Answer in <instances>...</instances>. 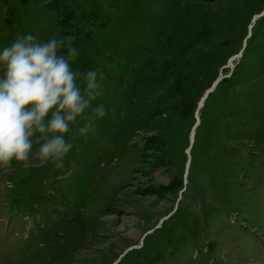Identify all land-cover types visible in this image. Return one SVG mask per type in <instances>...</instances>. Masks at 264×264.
<instances>
[{
    "label": "rangeland",
    "instance_id": "1",
    "mask_svg": "<svg viewBox=\"0 0 264 264\" xmlns=\"http://www.w3.org/2000/svg\"><path fill=\"white\" fill-rule=\"evenodd\" d=\"M29 33L75 36L108 114L0 169V264H264V0H0V50Z\"/></svg>",
    "mask_w": 264,
    "mask_h": 264
},
{
    "label": "clouds",
    "instance_id": "2",
    "mask_svg": "<svg viewBox=\"0 0 264 264\" xmlns=\"http://www.w3.org/2000/svg\"><path fill=\"white\" fill-rule=\"evenodd\" d=\"M75 39L53 35L39 41L29 33L0 50V169L26 164L33 156L62 168L73 148L66 139L71 126L84 117L78 131L86 138L108 114L99 105L85 116L102 94L103 71L74 70Z\"/></svg>",
    "mask_w": 264,
    "mask_h": 264
},
{
    "label": "bare ground",
    "instance_id": "3",
    "mask_svg": "<svg viewBox=\"0 0 264 264\" xmlns=\"http://www.w3.org/2000/svg\"><path fill=\"white\" fill-rule=\"evenodd\" d=\"M192 12H196V13H198L199 15H198V17H201V18H205V19H213L214 17L212 16V15H209L208 13H204V12H201V11H198V7L197 6H194L193 5V3L191 4V7L189 8ZM188 9V10H189ZM188 16V15H187ZM189 17V16H188ZM215 19H217V18H215ZM189 20H191V18L189 19ZM188 21V20H187ZM215 84V83H214ZM213 84V85H214ZM218 85V84H217ZM217 87V86H216ZM212 88V87H211ZM211 88H209V89H211ZM208 89V90H209ZM207 90V91H208ZM207 91L205 92V94L207 93ZM205 94H204V96H205ZM204 96L199 100V102H198V108H197V111H196V113H195V118H196V122H197V124H195V128H193V130H194V136H193V130L191 131V133H190V138H189V141H190V145H191V141L193 140V142H194V140H195V135H196V131H197V129H198V127H199V120H200V116H201V111H202V109L204 108V105H205V102H206V100H205V102H204V104H203V98H204ZM199 119V120H198ZM191 151H192V149H188L187 150V154H188V156H190L191 155ZM188 174V173H187Z\"/></svg>",
    "mask_w": 264,
    "mask_h": 264
},
{
    "label": "water",
    "instance_id": "4",
    "mask_svg": "<svg viewBox=\"0 0 264 264\" xmlns=\"http://www.w3.org/2000/svg\"><path fill=\"white\" fill-rule=\"evenodd\" d=\"M217 84H218V82H216V83L213 85V87L207 91V93L205 94V96H204V98H203V104H204L205 100L208 99L210 93L213 92V91L215 90ZM198 120H199V119H198ZM195 127H196V126H195ZM195 127H194V128H195ZM193 136H194V130H193ZM193 143H194V142H193V140H192V141H191V145H190V147H189V150L192 149ZM188 157H189V160H188V163H187V173H188V171H189V168H190V162H191V156H188Z\"/></svg>",
    "mask_w": 264,
    "mask_h": 264
},
{
    "label": "trees",
    "instance_id": "5",
    "mask_svg": "<svg viewBox=\"0 0 264 264\" xmlns=\"http://www.w3.org/2000/svg\"><path fill=\"white\" fill-rule=\"evenodd\" d=\"M211 87H213V85L211 86ZM216 89V88H215ZM212 94V92L210 93V95ZM210 95H209V97H210ZM208 97V98H209ZM198 108V107H197ZM197 108H196V111H197ZM196 113V112H195ZM195 120H196V118H195ZM197 121V120H196ZM190 138V137H189ZM189 146H190V141H189Z\"/></svg>",
    "mask_w": 264,
    "mask_h": 264
}]
</instances>
